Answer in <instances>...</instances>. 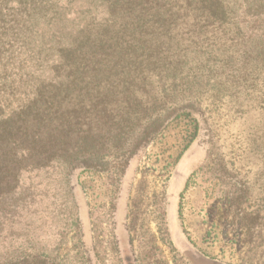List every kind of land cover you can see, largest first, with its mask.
I'll use <instances>...</instances> for the list:
<instances>
[{"label": "rangeland", "instance_id": "1", "mask_svg": "<svg viewBox=\"0 0 264 264\" xmlns=\"http://www.w3.org/2000/svg\"><path fill=\"white\" fill-rule=\"evenodd\" d=\"M211 32L184 80L147 102L95 103L109 112L79 118L66 157L23 172L0 264H264V53ZM186 103L198 128L184 149L190 119L163 132L162 118Z\"/></svg>", "mask_w": 264, "mask_h": 264}, {"label": "trees", "instance_id": "2", "mask_svg": "<svg viewBox=\"0 0 264 264\" xmlns=\"http://www.w3.org/2000/svg\"><path fill=\"white\" fill-rule=\"evenodd\" d=\"M209 28L231 34L229 48L264 53V0H0V215L25 207L24 171L66 157L65 137L89 124L79 118L109 112L95 103L130 106L169 79L176 85L200 61L188 50L203 47L199 36ZM176 107L163 115L162 131L188 117L187 149L197 121L189 103ZM3 233L0 221V244Z\"/></svg>", "mask_w": 264, "mask_h": 264}]
</instances>
